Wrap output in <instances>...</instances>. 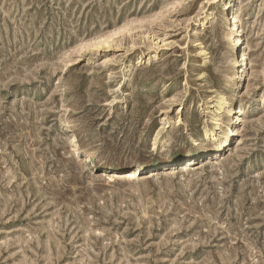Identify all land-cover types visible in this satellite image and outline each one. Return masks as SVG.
<instances>
[{"label":"rangeland","instance_id":"1","mask_svg":"<svg viewBox=\"0 0 264 264\" xmlns=\"http://www.w3.org/2000/svg\"><path fill=\"white\" fill-rule=\"evenodd\" d=\"M224 1L0 0V264H264V0L236 137L185 156L226 131Z\"/></svg>","mask_w":264,"mask_h":264},{"label":"bare ground","instance_id":"2","mask_svg":"<svg viewBox=\"0 0 264 264\" xmlns=\"http://www.w3.org/2000/svg\"><path fill=\"white\" fill-rule=\"evenodd\" d=\"M222 11L226 13L225 15V23L228 27H230L231 22L233 21L234 23V32L235 36L234 37H229V55L233 57H238L240 58L239 63L236 64V75L238 82L235 86V89L233 91V95L229 98H220V100L217 102V107L218 110L222 108H226L227 111V122H226V131L224 136L222 137L221 140H219L218 144L216 147L210 149V150H204L201 148H198L197 150H193V152H190L186 154L185 156H188L189 159H193L198 155H208L212 153V150H214L213 153L219 152L221 149L226 150L229 146L232 140L236 137L238 133V129L240 126V115L241 111L239 109V104H238V97L241 95L242 90L244 88L243 86V81L247 75L248 72V62L245 54L243 52H239V48L242 44V38L244 35V31L241 27H238L236 22V14H235V9H234V0H225L222 3ZM230 14V15H229ZM231 34V33H230ZM238 61V60H237ZM238 85V86H237ZM219 125V120L216 118L212 122V126L214 129H217ZM208 136V133L205 134V137ZM195 147H198V144L195 142L194 145ZM183 156V157H185ZM181 157H175L171 158V160H176ZM89 161V160H88ZM158 163V161H155ZM154 163V162H152ZM149 163V164H152ZM148 164V165H149ZM141 166H136L135 169H140ZM102 172L101 174L104 175L105 177H112L115 172H128L126 175L127 177L132 178L134 177L135 174H132L130 172L131 169L126 170L127 168H118L114 166H110L107 168H98Z\"/></svg>","mask_w":264,"mask_h":264}]
</instances>
